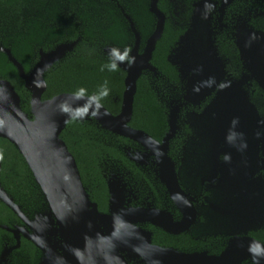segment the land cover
<instances>
[{
	"label": "flooded vegetation",
	"instance_id": "flooded-vegetation-1",
	"mask_svg": "<svg viewBox=\"0 0 264 264\" xmlns=\"http://www.w3.org/2000/svg\"><path fill=\"white\" fill-rule=\"evenodd\" d=\"M197 1L200 0L191 2L187 30L179 37L168 56L171 65L170 60L177 54L181 37L190 29L194 3ZM217 2L218 5L209 7L207 13L204 11L205 20L197 24L196 28L200 34H212L217 62L225 72L217 80V90L222 87L223 78L244 79L240 84L246 93L240 107L220 111L219 116L231 118L234 121L232 126L250 116H255L257 123H263L264 89L242 59L238 46L242 41L238 42L235 34L240 20H244L239 30V40L243 39L245 33L249 45L253 43L258 49L256 53L260 55L264 52V0H234L222 13L219 10L220 1ZM236 4L248 8H244V11H248L244 19H235L231 15ZM144 43L145 40L140 43L139 53ZM214 64L215 70L217 64ZM173 66L178 73L179 91L184 93L186 81L182 79L179 67ZM157 72L156 80L159 75L163 77ZM147 73L154 77L148 71L142 74ZM164 82L169 86L168 80ZM217 90L202 102L190 106L181 100L180 93L176 98L163 101L167 129L159 139L148 135L158 143L162 142L169 130V111L177 105L180 108L175 122L177 128L167 148L153 146L150 149L119 136L123 139L121 142L106 144L112 153L102 151L96 160L99 177H90L85 184L82 183L90 201L97 205L101 214L107 217L116 215V219L110 218L108 223H114L117 227L121 255L128 264H189L180 256L183 254H197L200 258L196 264H217V256L236 237L252 239L264 251V168L261 166V153L258 154L257 165L244 170V163H237V159H233L232 150L242 147L239 144L232 146L233 134L222 132L218 139L217 136L212 139L202 132L205 126L202 120L204 109L212 103ZM237 91L235 88L233 92ZM252 140L260 146L259 136H253ZM228 146L233 149L230 150ZM44 210L43 207L32 215L23 213L28 219H33L35 214L43 213ZM14 215L19 223L0 225V229L5 232L0 239V264H13L12 256L17 255L22 240L32 244L20 234L19 247L13 248L16 239L8 229L24 224ZM32 246L39 252L36 262L39 264L42 254ZM8 249H11L8 254L1 257ZM257 253L256 259L264 260L260 251ZM240 264L256 263L249 258Z\"/></svg>",
	"mask_w": 264,
	"mask_h": 264
},
{
	"label": "water",
	"instance_id": "water-1",
	"mask_svg": "<svg viewBox=\"0 0 264 264\" xmlns=\"http://www.w3.org/2000/svg\"><path fill=\"white\" fill-rule=\"evenodd\" d=\"M147 1L148 10L156 22L154 30L145 40L144 48L140 53L138 52L141 43L139 31L135 28L131 18L124 14L134 36L131 55L136 58V61L131 67L126 63L119 65V68L125 72V78L121 107L116 115L111 114L104 107L100 108L98 112L89 109L88 114L82 117L62 113L60 105L64 101H67L72 107L84 105V100L73 103L71 100L73 93H62L42 100V95L46 90L44 74L54 63L71 51L77 41L59 44L47 52L39 50L38 60L28 73L24 71L22 65L12 56L8 48L0 47V52H3L8 61L16 68L19 78L24 82L25 89L30 93L29 117L21 109L19 95L11 83L0 80V138L13 144L24 159L43 195L45 208L43 213L35 214L33 219H28L0 186V201L24 223L13 229L3 228L8 229L15 236L14 249L19 247L20 234L31 241L42 254L39 264H128L121 255L117 227L114 223H108L110 218L116 219V215L107 217L101 214L97 205L90 201L82 184L76 161L65 142L60 138V134L71 119L93 120L101 129L145 145L147 148L151 149L153 146L167 148L168 141L177 128L175 123L178 112L177 105L172 106L169 111V130L161 143L153 140L142 130L133 129L128 125L133 113L137 80L145 71L151 72L153 75L158 74L150 60L156 43L163 33L165 15L158 9V0ZM215 1L217 2V0ZM219 1V10L222 13L225 7L234 0ZM211 2L212 0H200L194 3L190 29L181 37L177 54L170 60L173 65L179 67L182 79L187 83L186 90L192 92L191 98L194 103H198L202 97L201 94H198L197 87L207 90L211 86L204 82L214 81L217 83L221 76L216 72L217 75L211 76L203 81V84H200L195 81L199 75L194 76L193 73L194 69H196L195 73L207 72L208 68L215 67L214 63L217 64L216 47L212 40V34H200V30L196 28L197 24H202L206 17L204 10L197 9V7L203 3L210 6ZM238 46L241 57L246 63L245 57L248 59L246 48L241 47V44ZM113 47H105L103 52L108 56V50ZM259 56L263 57L264 52ZM255 59L253 56V59L251 58L249 61H255ZM219 67L221 66L219 65ZM188 73H191L192 76H187ZM243 81L244 79H232L229 87H226L223 82L222 87L219 88L221 90H219L217 103L212 102L205 109L206 112L214 114L219 109L224 111L240 107L246 96L240 84ZM235 88L238 89L237 92H233ZM222 95L225 99L220 101ZM235 98L237 99L235 100ZM254 113L255 110L252 107V114ZM221 119L224 121L225 128L232 127L231 118ZM245 120L242 119V121ZM261 166L264 168L263 159H261ZM151 249L155 250V248ZM10 250H5L1 257H5ZM257 251H260L264 257V251L259 243L249 238L236 237L231 242L229 241L225 251L215 260L217 264H240L250 258L256 264H264V260L256 259L259 255ZM180 256L186 260L185 263L189 264H196L200 258L197 254Z\"/></svg>",
	"mask_w": 264,
	"mask_h": 264
},
{
	"label": "trees",
	"instance_id": "trees-1",
	"mask_svg": "<svg viewBox=\"0 0 264 264\" xmlns=\"http://www.w3.org/2000/svg\"><path fill=\"white\" fill-rule=\"evenodd\" d=\"M193 1L196 0H158L157 3L165 22L150 63L168 80L169 86L165 82H153L149 73L142 74L136 82L129 122L133 129L143 130L152 138H161L167 129L163 101L179 94L178 73L168 56L187 30ZM124 14L131 18L144 42L155 24L147 0H0V47L8 48L28 73L38 60L39 50L47 52L59 44L77 41L73 49L44 74L46 90L42 100L74 93L79 88H85L91 95L107 81L110 93L101 103L116 115L121 107L125 72L120 68L115 72L100 71V68L109 59L103 52L105 47H133L134 36ZM0 80L11 83L19 95L21 109L30 117V93L3 52H0ZM60 138L73 155L83 184L90 177H99L97 158L102 151L112 153L106 144L123 140L94 122L77 119L67 123ZM0 153L3 154L0 169L3 190L25 214L32 215L43 209L40 189L16 147L0 138ZM15 223H19V219L0 201V225ZM3 233L0 229V239ZM38 256L32 244L22 240L12 261L13 264H36Z\"/></svg>",
	"mask_w": 264,
	"mask_h": 264
},
{
	"label": "rangeland",
	"instance_id": "rangeland-1",
	"mask_svg": "<svg viewBox=\"0 0 264 264\" xmlns=\"http://www.w3.org/2000/svg\"><path fill=\"white\" fill-rule=\"evenodd\" d=\"M148 2V1H147ZM209 4L203 3L200 6L197 7V9L200 10H204L207 13V10L209 7L211 6H215L218 5V2H216L215 0H212V2L210 3V6H208ZM237 6V4H236ZM233 9L232 7V13L231 15L236 19V18H241L244 19V16L247 15L248 11H244V8L248 9L246 6L241 5L242 7L237 6ZM241 24L239 25V28L236 31L235 37L237 38L238 42L242 41L241 47L246 48L245 51L248 53V59L245 57V61H246V65L249 68L250 73L255 77L256 80H258L260 86L264 89V56L261 57L259 56L256 51L258 50L257 48H255L253 46L249 45L248 42H246L247 40H249V38H246V34L244 33L243 35V39H240L239 36V30L241 29L244 20H240ZM212 30V29H211ZM246 32V31H244ZM246 40V41H244ZM243 42H245L243 44ZM253 56L256 58L255 61H249L251 60V58L253 59ZM207 72H199V73H195L196 69L193 70L194 76L199 75L198 77L195 78V81L203 84L202 82L205 81L206 79L210 78L213 75H217L216 72L218 74H220L221 76H224L225 72L223 71V69L221 67H219V63L217 62V69L214 70V67H210V69H207ZM224 72V73H223ZM154 77H151L153 79V82H164L165 80L163 79V77H161L159 75L158 80H156L157 75H153ZM187 76H192L191 73H188ZM223 82L225 84L226 87H229L231 85V80H224L223 78ZM209 84L211 87L208 88L207 90L201 88V87H197V92L198 94H201L202 97L200 98V101L202 102L204 100L205 97H207L208 95L212 94L215 90L216 87H218V82H204ZM187 86V83L184 84V87ZM180 90V89H178ZM219 90L218 89L216 91V93H214V97L212 99L211 102H216L217 103V97L219 96ZM181 96V100H183L185 102V104L188 106L192 105V104H196L194 102H192V92L189 91L187 92L186 88L184 90V93H182V91H179ZM226 95V94H224ZM226 97V96H225ZM223 99V95L220 99V101H222ZM237 98H235L236 100ZM180 111V108L178 109V112ZM219 111H216V113L214 114H208L206 112V110L204 109V118L202 119L205 122V126L202 129V132L204 131V134L210 136L212 139L215 138V136H217V139L219 137V135L221 136L222 132L224 133H228V134H233L234 135V139L232 140V146L235 147L238 144L242 147L241 148H237L236 150H232L233 147L228 146L230 150H232V154H233V159H237V163H244V170H250L253 166L257 165V158H258V154L259 152L262 155V159L264 161V122L263 123H257L255 121V116L253 117H249L247 118L245 121H241L237 124H235V126H232L231 128H225L224 127V121L220 118L219 116ZM177 112V114H178ZM177 118V115H176ZM179 118V115H178ZM234 123L233 120L230 121L231 123ZM256 136L259 138H261L260 141V146L258 145V142L253 141L252 137ZM228 145V144H227ZM261 147V150L259 149ZM251 159H255L254 161H250ZM235 163V162H234ZM250 175V174H249Z\"/></svg>",
	"mask_w": 264,
	"mask_h": 264
},
{
	"label": "clouds",
	"instance_id": "clouds-1",
	"mask_svg": "<svg viewBox=\"0 0 264 264\" xmlns=\"http://www.w3.org/2000/svg\"><path fill=\"white\" fill-rule=\"evenodd\" d=\"M93 50H90V52ZM108 62L101 65L100 71H109L115 72L119 69V65L122 63H126L129 67L135 64L136 58L131 55V48H124L123 50L119 48H110L108 50ZM110 93V89L108 88V82L105 81L103 85L100 86L96 93L89 95L85 88H79L71 95V100L73 103H76L80 100H84V105L80 107H72L64 101L60 105V109L62 113L73 115L77 117H82L88 114L89 109H94L95 111H99L100 108L103 107L101 101L105 99ZM3 159V154L0 153V160Z\"/></svg>",
	"mask_w": 264,
	"mask_h": 264
}]
</instances>
